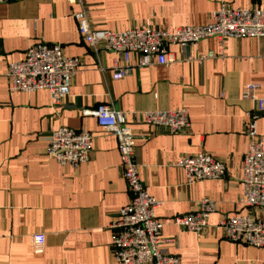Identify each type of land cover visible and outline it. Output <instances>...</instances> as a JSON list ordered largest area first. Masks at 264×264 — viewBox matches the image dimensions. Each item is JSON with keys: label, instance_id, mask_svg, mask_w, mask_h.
Returning a JSON list of instances; mask_svg holds the SVG:
<instances>
[{"label": "crops", "instance_id": "1", "mask_svg": "<svg viewBox=\"0 0 264 264\" xmlns=\"http://www.w3.org/2000/svg\"><path fill=\"white\" fill-rule=\"evenodd\" d=\"M221 4L264 9V0H82L92 28L118 32L204 26ZM79 7L66 0L0 4V264H117L109 226L129 202V193L116 140L90 115L108 102L129 114L140 180L161 203L155 218L195 213L203 199L215 204L201 233L162 227V239H176L168 251L179 264H264V250L228 242L216 227L221 217L248 213L240 179L248 144L246 114L253 104L240 93L245 84H257L264 98V38H227L223 44L208 39L185 51L171 47L174 63L134 69L114 81L112 54H94L77 33L73 14ZM37 43L59 44L65 55L80 61L58 109L51 108L46 90H9L8 64L21 61ZM208 52L215 56L201 63L189 59ZM177 109L187 111L190 124L179 134L135 123L130 116ZM61 127L90 133L87 162L72 168L46 156L45 141ZM255 128L264 147V113ZM200 152L221 162L225 175L189 185L176 162ZM249 214L264 220L259 210Z\"/></svg>", "mask_w": 264, "mask_h": 264}, {"label": "built area", "instance_id": "2", "mask_svg": "<svg viewBox=\"0 0 264 264\" xmlns=\"http://www.w3.org/2000/svg\"><path fill=\"white\" fill-rule=\"evenodd\" d=\"M7 1L0 0V4ZM66 1L80 5L73 19L82 42L94 54H112L111 78L114 81L122 80L134 69L174 63L177 57L170 52L171 47L185 51L208 39L223 44L227 38H264V9L242 10L221 4L210 14V22L204 26L179 27L170 32L150 27L118 32L95 30L89 23L82 0ZM214 56L208 52L193 58L189 56V59L201 63ZM132 57L136 58L135 62L131 61ZM79 66V59L65 55L59 44H34L26 50L21 61L8 64L6 77L9 90L25 93L46 90L51 108L58 109L69 96L71 79ZM240 98L253 104V110L246 114L248 122L245 134L248 144L241 164L240 179L243 186L241 202L248 213L243 217H221L216 227L221 230L226 241L262 251L264 220L249 213L256 209L264 215V147L255 128L258 114L264 113V98L259 96V86L252 83L242 87ZM90 115L98 128L115 138L119 167L129 193V202L119 209L117 219L109 226L114 262L179 264L178 257L168 251L169 246L175 245L176 239H162V227L174 225L184 232L201 233L207 227L210 215L216 212L214 202L203 199L200 209L195 213L164 220L155 218L154 212L161 203L147 194L140 180L133 135L127 126L129 114L115 110L108 102L99 104ZM130 116L135 123L138 121L162 128L170 134L185 132L190 126L185 109L132 112ZM91 140L89 132L61 127L53 130L45 141V154L61 166L75 168L87 162ZM176 166L181 169L189 185L219 180L226 171L221 162L205 152L182 156Z\"/></svg>", "mask_w": 264, "mask_h": 264}]
</instances>
